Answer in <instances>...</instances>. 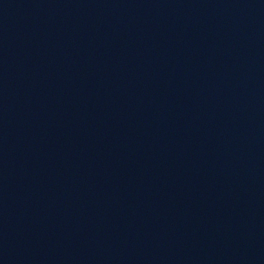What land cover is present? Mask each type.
<instances>
[{
  "label": "water",
  "instance_id": "obj_1",
  "mask_svg": "<svg viewBox=\"0 0 264 264\" xmlns=\"http://www.w3.org/2000/svg\"><path fill=\"white\" fill-rule=\"evenodd\" d=\"M0 264H264V0H0Z\"/></svg>",
  "mask_w": 264,
  "mask_h": 264
}]
</instances>
